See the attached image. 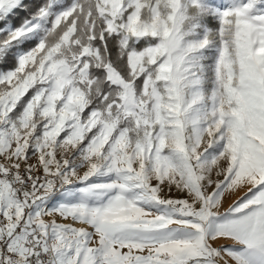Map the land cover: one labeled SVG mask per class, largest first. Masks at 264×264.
Returning a JSON list of instances; mask_svg holds the SVG:
<instances>
[{
	"label": "snow or ice",
	"instance_id": "1",
	"mask_svg": "<svg viewBox=\"0 0 264 264\" xmlns=\"http://www.w3.org/2000/svg\"><path fill=\"white\" fill-rule=\"evenodd\" d=\"M0 264H264V0H0Z\"/></svg>",
	"mask_w": 264,
	"mask_h": 264
},
{
	"label": "rangeland",
	"instance_id": "2",
	"mask_svg": "<svg viewBox=\"0 0 264 264\" xmlns=\"http://www.w3.org/2000/svg\"><path fill=\"white\" fill-rule=\"evenodd\" d=\"M241 195H243V192H238V193H236L235 195L228 197V198L225 200V207H227V205H228L229 203H231L232 200L236 199L237 196H241ZM221 243H226V244H227V243H230V242H221Z\"/></svg>",
	"mask_w": 264,
	"mask_h": 264
},
{
	"label": "trees",
	"instance_id": "3",
	"mask_svg": "<svg viewBox=\"0 0 264 264\" xmlns=\"http://www.w3.org/2000/svg\"><path fill=\"white\" fill-rule=\"evenodd\" d=\"M14 23H19V20H18V19H17V20H15V21H14Z\"/></svg>",
	"mask_w": 264,
	"mask_h": 264
}]
</instances>
